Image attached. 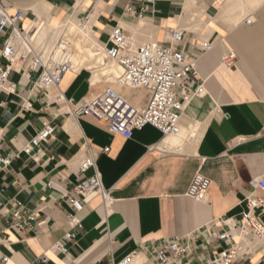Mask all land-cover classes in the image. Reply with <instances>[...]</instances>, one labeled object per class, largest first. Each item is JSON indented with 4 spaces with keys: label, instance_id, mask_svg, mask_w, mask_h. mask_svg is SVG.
Instances as JSON below:
<instances>
[{
    "label": "crops",
    "instance_id": "0c3cea01",
    "mask_svg": "<svg viewBox=\"0 0 264 264\" xmlns=\"http://www.w3.org/2000/svg\"><path fill=\"white\" fill-rule=\"evenodd\" d=\"M222 1L195 3L206 5L207 21L216 16ZM1 2L9 14L23 13L16 23L21 30L32 31L40 21L58 26L68 17L79 23L88 15L91 36L104 48L110 31L118 26L135 45L162 42L167 28L178 27L187 39L208 41L212 49L197 62L205 93L186 104L179 132L170 137L146 126L123 138L91 117L69 116L57 98L61 94L78 102L111 87L133 107L144 108L150 98L145 89L106 84L107 80L92 84L91 74L82 70L65 74L55 94L52 88L36 92L32 86L39 69L11 71L14 92H0V154L21 151L45 123L56 130L41 145L36 160L20 154L9 167L0 168V264H110L132 253V264H153L146 250L150 243L186 236L191 241L181 264H206L237 243L242 252L232 264H264V192L255 186L264 180V2L230 32L221 28V33L202 30L198 35L180 27L177 17L183 0H156L141 18L137 0ZM142 18L150 20L151 29L138 33ZM248 18L251 24L245 23ZM5 39L6 34L0 36V52ZM47 41H37L38 50L48 46ZM226 54L235 55L229 65L221 63ZM88 152L95 156V166L81 174L79 163ZM95 173L107 200L93 196L73 208L63 196L75 198L73 188ZM197 173L210 180L205 201L187 195ZM248 201L260 202L254 209L260 219L259 237L239 227ZM17 211L34 217L31 228L13 227ZM71 214L81 227L66 254L56 253L52 247L69 229ZM228 228L232 240L218 243L217 235Z\"/></svg>",
    "mask_w": 264,
    "mask_h": 264
},
{
    "label": "built area",
    "instance_id": "2783aa9c",
    "mask_svg": "<svg viewBox=\"0 0 264 264\" xmlns=\"http://www.w3.org/2000/svg\"><path fill=\"white\" fill-rule=\"evenodd\" d=\"M141 6L137 14L139 18L152 6L156 0H137ZM130 10V9H128ZM23 13L17 10L9 14L0 0V36L6 34L0 59L5 62L0 66V92H14L15 85L9 81L11 71L22 67L26 71L40 70L39 77L33 83L36 92H47L51 88L58 89L65 74L71 70L70 43L65 36H59L52 46L38 50L37 30H21L17 21ZM90 17L84 16L78 23L80 30L89 26ZM246 24H251L247 19ZM162 42H146L135 45L129 35L121 27H114L109 33V44L104 48L108 61L114 62L120 69V77L114 82L118 86L129 89H145L150 98L144 108H135L123 99L113 88H105L99 95L78 102L66 100L61 94L58 100L69 116L78 118L88 116L103 123L112 134L130 138L134 131L150 126L158 130L163 137H169L179 132V122L185 105L193 98L204 95L203 83L198 80L197 62L200 56L212 49L208 41H200L193 37L187 39L186 32L178 27L167 28ZM37 43V42H36ZM235 60L234 54H226L221 63L229 65ZM25 105L24 109L29 110ZM56 126L48 122L32 137L21 151L15 154H0V168L9 167L15 158L24 154L36 160L41 151V145L54 134ZM2 137L0 136V146ZM105 149L104 152H107ZM95 156L88 154L79 163V172L84 174L94 168ZM52 182L48 183L51 186ZM256 188L264 192V180L255 184ZM210 188V180L197 173L187 190V195L196 201H205ZM75 198L69 199L71 206L79 209L82 204L93 196H100L105 202L108 193L102 189L100 177L97 173L84 179L73 190ZM260 202L248 201L247 210L241 214L239 227L242 233L259 237L261 235L259 215L254 209ZM13 227L21 229L31 228L34 222L32 215L17 211L12 215ZM69 229L57 242L52 250L59 254H66L67 246L72 242L74 234L79 229L80 222L74 214L68 216ZM233 232L230 228L217 235L218 243L232 240ZM190 236L172 238L169 241H155L146 250L153 258V264H181L188 253L187 244ZM209 244V242L207 241ZM242 252V246L237 243L231 248L219 252L206 264H232ZM135 254L127 255L118 262L110 264H132ZM5 261V260H4ZM144 264V263H143Z\"/></svg>",
    "mask_w": 264,
    "mask_h": 264
},
{
    "label": "bare ground",
    "instance_id": "6f19581e",
    "mask_svg": "<svg viewBox=\"0 0 264 264\" xmlns=\"http://www.w3.org/2000/svg\"><path fill=\"white\" fill-rule=\"evenodd\" d=\"M263 2L264 0H224L222 1L220 10L217 12L216 16H208V20L203 21L201 20V17L203 16V14H205L206 5H198L195 3V0H183V9L177 19L181 28L197 35L202 30H206L209 34H212L214 31L218 30L221 33V28L230 32L245 18L249 17L251 13L254 12ZM249 21L251 22V19H249ZM31 29L37 30L36 35L40 40L43 41L48 38V47L50 46V43L54 39V37L59 36L61 33H63V31L70 34L72 36V40L73 38L76 39L79 35L80 41L76 39L74 43L75 52L72 51V44L69 47L71 51L70 72L80 73L82 70L88 71L91 74L90 76L92 84H95L102 80L115 82L120 77L121 69L114 62L107 60L103 51L104 47L93 40L89 26L85 29L80 30L79 26L76 25V22L72 20V18L68 17L63 23L58 26H53L45 23V21H40L38 22V24H34ZM150 29L151 22L147 18H142L139 21L138 26H136V31L138 33H143ZM203 37L204 36H202V38ZM73 52L75 54H73ZM56 91V88H52L51 92L55 94ZM139 260L141 261L142 259Z\"/></svg>",
    "mask_w": 264,
    "mask_h": 264
},
{
    "label": "rangeland",
    "instance_id": "374dc122",
    "mask_svg": "<svg viewBox=\"0 0 264 264\" xmlns=\"http://www.w3.org/2000/svg\"><path fill=\"white\" fill-rule=\"evenodd\" d=\"M245 19H246V18H245ZM201 20L204 21V17H203V16L201 17ZM76 25H78V23H76ZM185 30H186V29H185ZM200 32H201V31H200ZM63 33H64V34H63ZM63 33H61L59 36H61V35H62V36H63V35L66 36L65 38L69 40L70 45L72 44V51L75 52V50H74V48H75V44H74V43H75L76 39L79 40V38H80L79 35L77 36L76 39L73 38V40H72V36H71L70 34L66 33L65 31H63ZM59 36H55V37H54V39H53V40L51 41V43H50V46H52L51 44H53V43L57 40V38H59ZM67 36H68V37H67ZM38 41H40L39 38H38ZM79 41H80V40H79ZM36 42H37V41H36ZM36 42H35V44H37ZM77 43H78V42H77ZM74 52H73V54H75ZM112 83H114V82H111V81L106 82V84H112Z\"/></svg>",
    "mask_w": 264,
    "mask_h": 264
}]
</instances>
